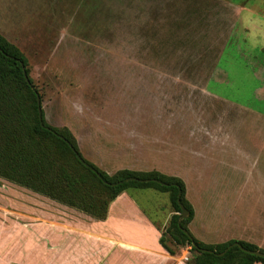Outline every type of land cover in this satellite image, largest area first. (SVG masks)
Segmentation results:
<instances>
[{
	"label": "rangeland",
	"instance_id": "374dc122",
	"mask_svg": "<svg viewBox=\"0 0 264 264\" xmlns=\"http://www.w3.org/2000/svg\"><path fill=\"white\" fill-rule=\"evenodd\" d=\"M261 11L264 0H0V34L25 56L46 122L67 127L86 160L109 174L149 171L153 149L185 158V108L210 106L204 91L258 85L250 74L264 65ZM178 168L197 182L185 163ZM156 191L139 193H150L140 202L160 239L173 212ZM188 196L198 210L199 194ZM49 203L0 180V221H39L54 211ZM167 246L165 264H189L188 245Z\"/></svg>",
	"mask_w": 264,
	"mask_h": 264
},
{
	"label": "crops",
	"instance_id": "0c3cea01",
	"mask_svg": "<svg viewBox=\"0 0 264 264\" xmlns=\"http://www.w3.org/2000/svg\"><path fill=\"white\" fill-rule=\"evenodd\" d=\"M258 14L264 18V11ZM261 31L264 38V26ZM260 44L264 47V39ZM250 75L258 85L244 94L204 91L210 106L188 105L185 158L180 149L157 148L150 152L149 166L184 181L193 218L198 215V221L187 225L196 239L206 244L241 240L264 250V65ZM181 163L185 172L195 171L197 182L183 179L178 168L182 165H176ZM136 190L117 196L102 220L33 192L48 199L54 211L43 210L39 221H0L5 226L0 225V264H165L170 255L160 245V231L140 202L152 198L148 192L139 193L144 189ZM191 192L200 196L198 210L188 196ZM151 206L159 210L157 203ZM222 214L227 215L225 219ZM166 219L156 222L163 225ZM184 263L180 259L175 264Z\"/></svg>",
	"mask_w": 264,
	"mask_h": 264
},
{
	"label": "trees",
	"instance_id": "16d2710c",
	"mask_svg": "<svg viewBox=\"0 0 264 264\" xmlns=\"http://www.w3.org/2000/svg\"><path fill=\"white\" fill-rule=\"evenodd\" d=\"M21 64L25 66L33 87L26 81ZM36 92L25 56L0 34L1 179L97 220L106 218L110 203L123 191L152 188L165 192L173 213L159 241L169 253L173 251L167 246L168 242L175 246L190 247L189 264H264L263 257L233 245L237 242L247 250L264 252L254 244L241 240L206 244L188 231L187 225L194 211L185 196V183L180 177L166 175L158 170L136 171L128 168L109 174L86 160L67 127L49 125L43 109L42 119H39ZM39 97L41 99L40 94ZM128 177L149 181H126ZM178 198L189 210L186 219L180 220Z\"/></svg>",
	"mask_w": 264,
	"mask_h": 264
},
{
	"label": "water",
	"instance_id": "95a60500",
	"mask_svg": "<svg viewBox=\"0 0 264 264\" xmlns=\"http://www.w3.org/2000/svg\"><path fill=\"white\" fill-rule=\"evenodd\" d=\"M22 65V70H23V73H24V77L26 79V81L28 82V84L33 87L32 83L30 82L27 74H26V70H25V66L23 64ZM36 96H37V104H38V115H39V119L41 120L42 119V106H41V100H40V97H39V94L36 92ZM70 147L72 148V150L74 151V148L70 145ZM79 158V160L84 163V165L88 166L87 163H85V161L80 157V156H77ZM126 181L128 180H136V181H149V179H141V178H136V177H128L125 179ZM178 201V204L180 206V209H181V212H180V220L182 219H186L189 217V210L180 202L179 198L177 199ZM184 232L187 233V230L186 229H183ZM233 245L235 246H238L241 250L247 252V253H250V254H253V255H256V256H259V257H263L264 258V252L262 251H259V250H247L245 248H243L240 244H238L237 242L234 243ZM223 254V253H222Z\"/></svg>",
	"mask_w": 264,
	"mask_h": 264
}]
</instances>
